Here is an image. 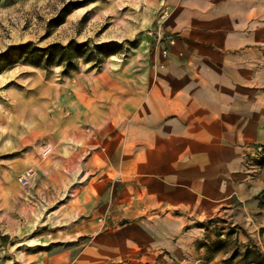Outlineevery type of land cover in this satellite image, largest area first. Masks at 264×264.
<instances>
[{
    "label": "crops",
    "instance_id": "obj_1",
    "mask_svg": "<svg viewBox=\"0 0 264 264\" xmlns=\"http://www.w3.org/2000/svg\"><path fill=\"white\" fill-rule=\"evenodd\" d=\"M167 3L177 38L162 66L127 78L118 103L89 99L78 115L104 137L120 124L121 225L98 222L111 210L113 168L111 151L103 162L95 151L69 229L87 242L0 264H223L226 253L211 251L217 242L256 239L264 249V165L250 177L244 161L251 144L264 143V0Z\"/></svg>",
    "mask_w": 264,
    "mask_h": 264
},
{
    "label": "rangeland",
    "instance_id": "obj_2",
    "mask_svg": "<svg viewBox=\"0 0 264 264\" xmlns=\"http://www.w3.org/2000/svg\"><path fill=\"white\" fill-rule=\"evenodd\" d=\"M168 5L167 0H0V53L25 42L44 47L71 40L117 50L98 65L81 58L73 68L19 60L0 71V258L23 259L39 250L75 253L77 245L87 242L86 235L73 240L69 229L79 209L72 200L81 197L93 177L87 172L95 170V151L101 153L100 162L103 152L111 151L113 168L106 176L111 210L101 211L98 222L102 228L121 225L115 204L126 175L120 172V124H109L104 137L103 130L93 133L78 115L87 111L89 99L97 106L111 99L118 103L117 88L127 78L162 66L171 47L167 38H177L166 28ZM251 145L244 159L246 175L257 177L264 165V143ZM259 145L262 150H255ZM258 160L261 168L253 176L250 164ZM26 171L31 175L23 184L20 176ZM94 206L102 209L103 200ZM255 240L251 245L264 254ZM236 247L242 252L245 246L228 241L220 251L226 259Z\"/></svg>",
    "mask_w": 264,
    "mask_h": 264
},
{
    "label": "trees",
    "instance_id": "obj_3",
    "mask_svg": "<svg viewBox=\"0 0 264 264\" xmlns=\"http://www.w3.org/2000/svg\"><path fill=\"white\" fill-rule=\"evenodd\" d=\"M67 10L65 13H68ZM117 50L111 49L107 44L88 47L85 42L69 41L62 45L51 43L44 47L36 46L31 42H25L10 46L6 51L0 53V71L7 65L19 60L35 66L47 67L53 64H64L67 68H73L75 61L79 58L85 61H92L98 65L105 57L115 54ZM217 220H211L214 223ZM225 243L214 244L212 252L219 251ZM264 264V254L256 245L245 246L242 252L236 247L234 251L223 260V264Z\"/></svg>",
    "mask_w": 264,
    "mask_h": 264
},
{
    "label": "built area",
    "instance_id": "obj_4",
    "mask_svg": "<svg viewBox=\"0 0 264 264\" xmlns=\"http://www.w3.org/2000/svg\"><path fill=\"white\" fill-rule=\"evenodd\" d=\"M160 38L163 39V36H160ZM167 42V45H172L175 40L173 38H167L166 40ZM162 54L163 55H166L167 54V50L166 49H163L162 50ZM257 151H261L262 150V146H257L256 149ZM48 150H45V152H47ZM250 168H251V173L253 176L257 175L260 171V168H261V160H258L257 162H251L250 164ZM30 171H26L22 176H20V181L23 183V184H26L28 182V179L30 177ZM112 264H119L118 262H114Z\"/></svg>",
    "mask_w": 264,
    "mask_h": 264
}]
</instances>
